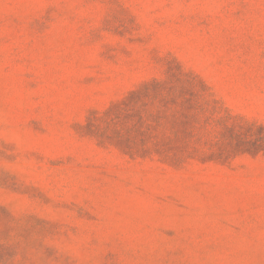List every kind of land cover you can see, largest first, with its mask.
Returning a JSON list of instances; mask_svg holds the SVG:
<instances>
[{"label":"rangeland","instance_id":"374dc122","mask_svg":"<svg viewBox=\"0 0 264 264\" xmlns=\"http://www.w3.org/2000/svg\"><path fill=\"white\" fill-rule=\"evenodd\" d=\"M0 264H264V0H0Z\"/></svg>","mask_w":264,"mask_h":264}]
</instances>
